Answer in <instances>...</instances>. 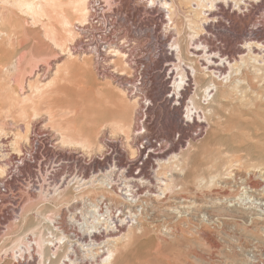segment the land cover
<instances>
[{"label": "rangeland", "instance_id": "rangeland-1", "mask_svg": "<svg viewBox=\"0 0 264 264\" xmlns=\"http://www.w3.org/2000/svg\"><path fill=\"white\" fill-rule=\"evenodd\" d=\"M59 1L70 21L66 28L59 18L37 17L23 4L24 0H0V43H6L0 54V180L11 168L12 157L26 145L31 130L41 127L54 137L60 150L81 152L89 157L93 167L88 170H95L103 179L109 175L115 191L122 185L125 172L131 173V177L126 176L136 190L139 203L136 207L143 216L136 226L107 239V246L114 251L110 264H191L190 256L197 253V249L204 256L219 254L223 258L222 255H227L231 258L228 264H235V258L240 255L243 258L248 249H261L260 254L264 255L263 48L257 79H246L241 85L243 89L232 92L227 101L218 94L214 95L217 100L211 95L201 97L198 91L197 101L201 99L199 107L202 106L191 120L185 106L190 93L181 101L177 96L173 100L168 98L172 88L167 91V87L172 83L164 82L163 71V64L171 67L178 63L176 49L171 46L174 40L185 45L195 38L186 19L191 11V0H168L177 11L172 23L175 31H171V37L164 31L165 36L158 39L161 42L156 41V48L151 45V49H146L149 54L143 60L142 74H135L133 66L127 67L123 56L116 57L113 66L117 73L141 82L140 90L134 94L126 92L113 80L97 78L92 58L77 49L80 38L76 25L86 20L80 21L72 0ZM126 1H121L119 9L129 13L131 7ZM220 3L218 10L214 8L219 18L216 21L218 32L209 44L232 51L243 44L250 31L264 37V0L255 2L256 5L250 2L254 6H248V12L243 5L241 10L232 3L230 7ZM130 27L135 33L131 32L133 36H138V29ZM189 55H185L184 60L187 66L192 59L188 68L197 64L196 57ZM205 81L207 78L201 85ZM188 85L185 84V88L195 90L193 80ZM164 89L168 93L162 91ZM144 94L145 99H153L147 111L152 118L147 135L170 140L172 144L163 157L139 165L138 137L132 130ZM62 112L65 115L62 116ZM199 128L201 133L194 135ZM104 140L115 145L113 154L105 152ZM98 182L100 185L89 190L117 201L126 197L109 192L102 181ZM85 192L86 196L92 194ZM61 199L26 200L18 224L10 223L0 233V264H38L36 249L32 251L37 256L35 260L26 254L25 258L30 259L25 261L16 253L20 261L15 263L17 258H13L11 247L29 227L38 225V229L47 233L43 215L61 212ZM153 224L157 229H153ZM125 233L124 240H116ZM45 236L47 239V234ZM89 257L87 253L83 256L88 260Z\"/></svg>", "mask_w": 264, "mask_h": 264}, {"label": "built area", "instance_id": "built-area-1", "mask_svg": "<svg viewBox=\"0 0 264 264\" xmlns=\"http://www.w3.org/2000/svg\"><path fill=\"white\" fill-rule=\"evenodd\" d=\"M121 1H90L86 21L76 25V31L81 37L77 49L92 58L98 79L113 80L130 94H134L140 90L141 82L117 73L113 63L116 62V57L119 59V56L115 51L117 48H122L127 67L133 66L134 73L140 74L145 68L143 60L149 54L146 49H151V45L155 49V43L163 37L164 31L167 29L165 34L167 33L169 37L173 34L171 32L173 28L165 11L161 10L159 13L158 10L152 9L149 0L127 2L131 7L129 13L119 9ZM139 3L143 4L139 5ZM118 18L124 19L130 26L138 29L139 35L135 38L143 43L139 47L138 55L134 57L140 58L142 63L137 65L133 63L134 57H130L131 46L128 42L131 39H124L125 32L118 30ZM121 24L123 22H120V28H122ZM157 24L161 26L158 27ZM152 103L153 99H145L141 101V107L138 110L135 135L138 137L136 145L139 152L138 159L141 161L139 165L163 157L172 144L170 140L147 135L148 125L152 121L147 111L152 107ZM199 133H201L200 128L194 135ZM175 135V138H178V134ZM104 144L105 152L108 155L113 154L115 145L109 140H104ZM92 167L93 163L85 154L60 150L49 132L41 127L33 128L26 145L18 155L12 157L11 168L0 180V233L4 232L10 223L18 224L22 218L26 200L37 197L44 199V202L62 198L61 212L42 218V222L45 220L47 225V240H54L55 246L75 243L81 244L83 248L92 243H99L107 237L118 236L123 229L139 224L143 214L141 209L136 207V204H139L135 198L136 190L132 189L131 182L126 176L127 172L123 177L124 184L122 183L115 191L112 179L108 178L109 175L103 179L99 173H95V170H88ZM127 175L131 177V173ZM98 181H105L103 186L109 192L113 191L122 197L129 195L123 201H117L96 191H90V188L98 185ZM125 188L128 193L123 196ZM86 190L92 194L86 196ZM76 193L81 195L73 197L72 195ZM152 226L153 229H157L154 224ZM82 232H88V234H82ZM28 239L33 240L31 234ZM102 245L99 244V246ZM260 251L262 252L261 249L256 251L248 249L243 258L241 255L235 258V264H264V255H261ZM105 252V250L98 251L101 259L104 258ZM196 252L190 256L191 264H228L231 261L227 255H222V258L219 254L204 256L199 249ZM32 255L31 260H34Z\"/></svg>", "mask_w": 264, "mask_h": 264}, {"label": "bare ground", "instance_id": "bare-ground-1", "mask_svg": "<svg viewBox=\"0 0 264 264\" xmlns=\"http://www.w3.org/2000/svg\"><path fill=\"white\" fill-rule=\"evenodd\" d=\"M73 1L75 2L74 4H73ZM90 1L91 0H72V5H74L73 7H75L74 11L77 10L75 12H77L80 15V18H79L80 21L86 20V16L88 15V7L90 4ZM127 1L130 2L131 0H127ZM132 1H135V0H132ZM191 1H192L190 3L191 4V7H190L191 11H189L190 12L189 17H186V19L189 22V24L191 25V28L193 29L192 35L195 38L193 37L194 40H192V41L190 40L191 42L188 40L185 43V45L180 43L181 41H178V40L175 41L173 39L174 42L172 43V45L171 44L170 45L172 47L174 46V48L176 49L175 52H176L178 63L173 64V66H171V67H166L165 64H163L164 67L163 66L162 67H163V71H165L164 82L167 84V82H169V80H170L171 81L170 83H172V85L168 84V87H167V91L170 88H172V94L170 91L169 94H171V95L169 96L167 94V97L171 98L173 100V98L175 96H177V100L181 101L180 99H182L187 93H190L189 102H187L186 104L184 103V104L186 106V115L188 117H191L192 119H194V115L197 113V109L198 108L200 109V107L202 106L201 105L199 107V102H201L202 100L200 99L201 101L200 100L197 101L198 91L201 92V94H202L201 97L207 98L210 95H211V97H214V95L218 94L221 98H225V100L227 101L226 98H228L232 94V92L234 94V91L238 90V88H239L238 91L240 92V87H241L242 83L246 81V79L258 77L259 74H257V73L259 70H261V67H259L260 66L259 64H260V61L262 60L261 57H263V55H260L261 54L260 51L264 50V37H261L258 34L250 31L248 33V37L247 38L244 37L243 44L240 46H235L232 49V51L225 50L224 47L221 45L214 46L215 43L213 45L209 44V41L213 40L214 34H216L218 32L217 31L218 29H216V21L219 18L217 17L218 13L215 11V9L218 10L217 7L219 6L220 2L225 3L224 5H226V6H229L232 3L233 5H236V7H238L241 10H242V5H243L246 8L244 10L247 11V10H249L248 6H254L255 2L261 1V0H191ZM87 2H88V6H86ZM149 2L151 5V8L158 10L159 13L161 10L165 11V13L168 15V19L171 21V23H173L174 14H176L177 11L175 9L176 8L175 5L171 1H168V0H149ZM250 2H253L254 4H249ZM23 4L27 7V9L31 13L35 14L37 17L46 16L48 18H50V17L59 18L60 24L64 28H66L67 26L70 25V21L68 20L67 16L64 15L63 8H62L63 6L61 4V1H59V0H24ZM75 4H76V6H75ZM158 4H159V6H157ZM219 7H221V6H219ZM236 7H235V9H236ZM181 13H179V14H181ZM235 13H237V12H235ZM184 15H185V13H184ZM152 18H154V17L152 16ZM120 22H123V24H121L122 28L119 27ZM117 24H118V30L121 29L125 32V34L123 35V38L124 39L125 38L131 39L128 41L129 45L131 46V48L129 49L130 57H134L135 55H138L139 47L143 42L141 43L140 39L135 38L136 36H133L135 33H134L132 27H130L129 23H126V21L124 19L118 18ZM186 24H188V23H186ZM189 24H188V26H189ZM171 28H173V27L171 26ZM66 31H67V29H66ZM173 31H175V30L173 29ZM131 32H133L134 34ZM165 32H166V30H165ZM67 33H68V31H67ZM70 33H71V31H70ZM216 36H218V35H216ZM78 38H80V40H81L80 36ZM190 39H192V38H190ZM158 41H160V40H158ZM210 42H212V41H210ZM5 46H6V43H0V54H2L4 52ZM260 49H262V50H260ZM170 50H172V48ZM173 51H174V49H173ZM115 52L118 56H121V57L123 55H125V53L122 52V48H117V51H115ZM189 54L192 55L193 57H196V59H197V64L191 65L190 68H188L187 66H189L192 59L190 60L188 65L186 64L187 66L184 65L185 64V62H184L185 55H189ZM167 58H168V56H167ZM170 58H172V57H169L168 59H170ZM189 59H188V61H189ZM132 61L135 65L142 63L140 58H137V57H134L132 59ZM194 61L196 62V60H193V62ZM250 61H252V62H250ZM1 63H2V61L0 60V66H1ZM192 64H194V63H192ZM261 66H263V65H261ZM250 68H251V70H250ZM263 68H264V66H263ZM227 70H229V71H227ZM226 71L228 72L227 75H225ZM221 75H224V76L222 78H219ZM133 78H131V79H133ZM136 78H138V77H136ZM206 78H207V81H205L204 85H201V82L203 81V79L205 80ZM171 79H173V82ZM224 79H226V82L223 81ZM137 80H139V79H137ZM190 80L194 81V86H195L194 91H191V89L188 90V88H185V84L188 85V82H190ZM141 81H143V80H141ZM192 83H191V87H192ZM244 87H246V86H244ZM248 90H249V86H248L247 92H249ZM162 91L166 92L165 89ZM126 92H127V90H126ZM245 92H246V90H245ZM251 92L253 93V91H251ZM254 92H255V90H254ZM256 92H258V91H256ZM166 93H168V92H166ZM246 96H248V95H246ZM257 96L258 95L256 94L254 96V98L256 99ZM145 98H146V95L144 96V100H145ZM250 98H251V96H250ZM147 99H149V98H147ZM139 100H141V99H139ZM215 100H217V99L215 98ZM258 100H259V98H258ZM212 101H211V103H212ZM175 102H176V100H175ZM172 103H173V101H172ZM208 103H209V101H208ZM249 103H250V101H249ZM219 104H221V103H219ZM164 105H165V103H164ZM138 106L140 109L141 103ZM218 106H220V105H218ZM207 107H209V106H207ZM170 108H171V106H170ZM172 108H174V107H172ZM175 108H176V106H175ZM205 108H206V106H205ZM218 108L220 109V107H218ZM139 109H137V110H139ZM193 109L195 110L194 112H193ZM209 110H210V108H209ZM230 112H232V111H230ZM204 113H205V111H204ZM61 114H62V116L65 115V113H63V112ZM220 114H222V113L220 112ZM237 116H238V114H237ZM136 124H137V121L135 122V125H133V126H136ZM122 126H124V124ZM237 128H239V127H237ZM239 130L240 129H238V131ZM132 132L135 133V129H134V131L132 130ZM85 141L88 144L90 142L87 139ZM138 168L139 167H137V169ZM140 178H142V177H140ZM130 182H131V180H130ZM142 182H143V180H142ZM144 182H145V180H144ZM103 183L104 182L102 181V183H101L102 186H103ZM162 184H164V183H162ZM99 185H100V183H99ZM131 185H132V183H131ZM133 186H134V184H133ZM127 193H128V190H126V188H125V193L123 194V196ZM128 195H126V196H128ZM43 216L45 217V216H49V215H43ZM37 226L29 227L28 231L32 232V233H28V231L24 232L21 236H19L14 241L15 243L11 247V249L14 251V252H12V254H13L12 256L14 259L17 258V261H20L18 259L23 258V257H24L25 261H28L31 258L30 256L32 255V251L35 249L37 250L35 253L39 258L38 262H37L38 264H86L89 262H94L95 264H110L111 259L113 258L114 251L111 247L107 246V243H106L107 239L110 237H107L105 240H103V242L101 241V242L96 243V244L92 243L86 247L83 246V248L80 246L81 244H75V243H73V244L72 243H66L67 245H65V243H63L59 246H55L54 240H52V239L47 240L46 236H45V234H47V233H44L43 230L38 229ZM127 232H129V231H127ZM84 233L88 234V232L87 233L84 232ZM30 234L32 235V238H34V241L31 240L32 242L29 241V239H28ZM126 235H127V233H125L124 235L122 234L116 240L119 241L122 238L124 240ZM51 237H52V235H51ZM99 244H103V245L99 246ZM112 246H114V245H112ZM101 249L103 251L104 250L106 251L104 253L105 254L104 258H102V259L100 258L101 255H98V251ZM80 250L82 251V254H81ZM27 252H28V254H30L28 256L30 258H25V255ZM16 253H19V258L15 255ZM85 253H87L90 256L89 257L90 261L87 258H83ZM37 256H34V254L32 255L34 260H35V257L37 258ZM17 261L14 260L13 262L16 263ZM46 262H48V263H46Z\"/></svg>", "mask_w": 264, "mask_h": 264}]
</instances>
